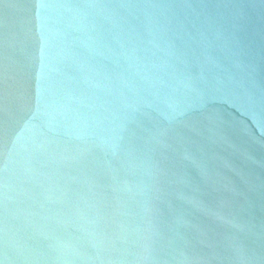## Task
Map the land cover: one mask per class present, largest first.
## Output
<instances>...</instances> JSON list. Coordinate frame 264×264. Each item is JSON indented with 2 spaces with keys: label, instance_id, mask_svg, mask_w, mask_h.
Listing matches in <instances>:
<instances>
[{
  "label": "water",
  "instance_id": "1",
  "mask_svg": "<svg viewBox=\"0 0 264 264\" xmlns=\"http://www.w3.org/2000/svg\"><path fill=\"white\" fill-rule=\"evenodd\" d=\"M0 264H264V0H0Z\"/></svg>",
  "mask_w": 264,
  "mask_h": 264
}]
</instances>
